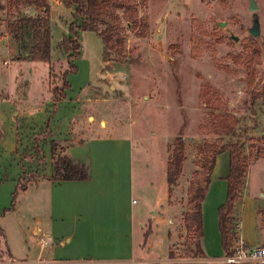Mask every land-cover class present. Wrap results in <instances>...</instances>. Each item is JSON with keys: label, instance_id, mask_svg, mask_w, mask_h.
<instances>
[{"label": "rangeland", "instance_id": "374dc122", "mask_svg": "<svg viewBox=\"0 0 264 264\" xmlns=\"http://www.w3.org/2000/svg\"><path fill=\"white\" fill-rule=\"evenodd\" d=\"M9 1L16 5L15 0H0L3 5L0 37H5L7 20L18 14L43 15L41 9L28 7L23 0H18L20 5L16 8L8 9ZM49 1L50 63L20 62L14 59V53L12 56L8 53V48H14L18 56L24 52H18L15 40L11 37L0 40V100H7L4 94L8 93L12 98L21 99L22 105L26 102L34 124L40 128L47 119L44 120V99L51 101L48 85L50 87L53 79L67 67L68 54L59 44L68 33L72 36L71 24L76 29L83 21L82 17L75 16V6L67 8L59 0ZM119 1L123 7L105 16L100 30L106 26L116 28L108 53L121 60L103 58V44L97 33L75 30L80 58L73 62L79 72L69 78L72 91L68 94L67 110L64 103L58 105L60 111L54 120L62 129L57 122L71 115L67 120L69 129L63 134L69 133L72 138L106 135L111 131L132 138L135 249L137 254L144 255L143 262L138 264H225L221 242L215 239L219 231L213 229L209 213L206 214V244L210 261L186 257L183 215L188 210L189 184L202 164L198 146L219 136L227 140L232 132L239 134L245 128L254 140L244 145L249 168L234 211V236L241 233V220L246 212L251 218L245 219L243 225L246 243L264 245L261 244L264 194L258 195L257 190L251 195L252 200L247 198V183L264 189V157L255 159L250 154L252 143L264 149V141L260 140L264 136V101H257L251 107V89L246 84L242 59L247 41L259 47L260 56L254 71V88L259 89L264 84V0H255L260 23L257 38L249 34L253 14L248 0ZM232 37H237L238 41ZM7 116L12 118V112ZM28 128L36 131L30 124L20 129L27 131ZM42 129L26 143L24 133L18 134L11 162L1 170L2 182L5 179L16 181V177H26L29 173H36L39 178L42 177L39 173L49 172L50 164L44 162L45 158L41 160L40 147H45L41 139L45 128ZM179 133L185 141L186 159L178 184L172 190L167 189V197L162 202V166ZM225 171L226 158L218 163L214 180H219ZM11 183H0L4 184L0 186V212L6 207L13 210L0 218L3 232V236L0 234V264H43L47 255H39V239L33 231L41 227L40 220H48V188L43 184L28 186L26 192L19 188L13 197ZM147 211L150 214L139 229L137 222ZM137 259L141 258L137 255Z\"/></svg>", "mask_w": 264, "mask_h": 264}, {"label": "crops", "instance_id": "0c3cea01", "mask_svg": "<svg viewBox=\"0 0 264 264\" xmlns=\"http://www.w3.org/2000/svg\"><path fill=\"white\" fill-rule=\"evenodd\" d=\"M4 27L6 29V24ZM69 35L70 33H68ZM4 38L8 40L7 30H5V37H0V40ZM8 53L10 56L14 53L16 56L14 59H17L18 55L14 48H8ZM66 66L64 70L68 68L67 63ZM71 91L72 84L71 89L67 91L66 99L58 103V105L64 103L66 110L69 99L68 94ZM48 93L51 101L44 99V101L46 100L44 120L49 118L53 108L51 86L49 87V85ZM4 95H7L8 98L7 100H0V122L3 131V138L0 141V174L1 170H4L5 166L11 162L10 158L15 151L19 137L18 134L24 133L26 143L38 130L45 128L44 124L46 122H44V126L41 128L36 126L32 120V116H30L31 111L27 108L26 102L22 105L21 99L12 98L8 93ZM44 101L42 100L41 104L44 105ZM59 111L60 107H57L56 113L51 118L49 128L51 135L45 136L44 132H42L44 137H41V139H44L45 146L40 147L43 150L41 154L45 158L44 162L50 164V170L47 174L39 173L42 177L37 178L36 184L29 185V188L30 186L38 187L42 184L46 185L50 199L48 223L40 220L39 225L41 227L37 228L38 231H33L34 235L39 239V255L42 256L44 253L47 255V260H44L45 263L43 264H138L143 262V253L137 254L135 249L136 223L132 199V138L127 135L115 134V131H111V134L107 133L106 135L72 138L69 136V133L63 134L64 130L66 132L69 129L70 121L67 120L71 115H69V118H67L68 116L66 118L63 116L61 121L57 122L60 123L59 127L62 128L59 129L54 120ZM10 112H12V118H8L7 116ZM28 124L34 125L36 131L31 132L29 128L27 131L23 130L24 128L20 129L22 126L24 127V125L27 126ZM51 141H54L57 145L54 153H51ZM60 157L70 163L71 180L69 181H54L49 179L52 176L51 165ZM225 158L227 172L225 171L216 182L214 180L216 168L218 167V163ZM228 163V152L217 156L211 176V183L202 205L203 247L206 256H208L206 214L208 215L209 213V220H211L212 227L216 232V229L218 230L217 211L226 198L227 185L224 179L228 175ZM166 165L167 159L166 164L162 166V184H164L162 202L167 197L168 189L165 177ZM18 179L19 176L16 177V181L5 179L2 182L0 179V183L7 184L11 181V185L14 186L13 196L19 189L17 187ZM247 185V198L249 200H252L251 195L255 194L257 190L258 195L264 194L262 187L254 188L252 183H247ZM27 189H25V192L29 190ZM5 209H7L6 212H4ZM12 211L11 208H2L0 218ZM149 214L150 212L147 211L142 220L137 222L139 229L145 224V220ZM245 219H251L246 215V212L242 216L241 233L239 234L244 241L243 225ZM216 238L220 241L219 232L216 233ZM41 240L44 241L45 245H40ZM261 244H264V236ZM137 255L141 259H137ZM207 259L209 258L207 257Z\"/></svg>", "mask_w": 264, "mask_h": 264}, {"label": "trees", "instance_id": "16d2710c", "mask_svg": "<svg viewBox=\"0 0 264 264\" xmlns=\"http://www.w3.org/2000/svg\"><path fill=\"white\" fill-rule=\"evenodd\" d=\"M65 7L71 8L75 6V16L83 18L81 25L76 29L70 25V32L72 36H64L59 44V48L67 55L68 68L61 73L59 77H55L51 85V96L53 100V108L50 112L49 118L45 122L44 135L50 136L51 131L49 125L52 116L57 111V105L62 100L66 99L67 91L71 89V83L68 80L69 75L76 74L77 66L73 61L80 58V44L78 35L75 30L95 32L101 38L103 44V58L105 60H114L119 62L121 59L112 58L108 53L111 47L113 35L116 33V28L106 26L105 29L100 30V25L104 23V17L111 15L118 9L123 7L119 0H59ZM27 2L28 7L41 9L43 15L30 16L24 13L18 14L16 17L7 20L6 29L8 37L15 40V45L18 46V52L24 51L16 60L36 61V62H51V27H50V1L49 0H23ZM8 3V9L12 6L14 8L20 5L18 0ZM3 5L0 4V10ZM245 54L242 55L243 64L245 66V79L247 87L249 88V101L251 107H254L257 101H264V84L259 88H254L255 82V66L256 60L260 56V49L251 41H247L245 45ZM52 76V73H51ZM244 133V135H243ZM3 138V131L0 122V141ZM253 141L252 137L247 135L245 128L241 133L232 132V136L225 140L222 136L212 141H204L198 146L199 154L202 157V164L200 169L195 172L194 178L188 187L187 192V206L188 210L183 215V221L186 231L185 236V251L188 258H207L203 247V217L202 205L205 195L211 183V176L215 167L216 158L224 152H228L229 156V170L228 175L224 179L226 181V198L224 203L218 208V231L220 234L221 247L224 252V257L233 255L232 242L234 237V211L236 205L241 199V191L245 185L249 164L248 156L244 152V145L246 141ZM264 141V136L260 138ZM56 143L51 141V153L56 150ZM250 154L256 159L264 157V149L255 146L254 143L250 145ZM30 160L33 158L30 157ZM44 159L41 154V160ZM186 159V145L181 133L174 137L170 145V153L166 165V183L169 190L175 187L181 177L184 162ZM37 175L29 173L26 177L19 176L17 187L25 190L29 184L33 185L37 182ZM54 181H69L71 180L70 163L64 158L60 157L53 164L52 176L49 178ZM15 194V193H14ZM13 194V197H14ZM7 209L4 210L6 212ZM264 224V223H263ZM0 234L3 236L2 229ZM264 247V246H263ZM7 256L11 258V254L6 252ZM208 264V263H203Z\"/></svg>", "mask_w": 264, "mask_h": 264}, {"label": "built area", "instance_id": "2783aa9c", "mask_svg": "<svg viewBox=\"0 0 264 264\" xmlns=\"http://www.w3.org/2000/svg\"><path fill=\"white\" fill-rule=\"evenodd\" d=\"M40 245H45L43 240ZM232 251V256L223 258L225 264H264V247L249 245L237 234L233 237Z\"/></svg>", "mask_w": 264, "mask_h": 264}, {"label": "water", "instance_id": "95a60500", "mask_svg": "<svg viewBox=\"0 0 264 264\" xmlns=\"http://www.w3.org/2000/svg\"><path fill=\"white\" fill-rule=\"evenodd\" d=\"M248 1H249V11L253 14L252 25H251V28L249 29V34L253 38H257L259 36V31H260L259 17L257 15L258 6H257L255 0H248ZM219 26L222 27L221 25H219ZM232 39L235 42L238 41L237 37H232Z\"/></svg>", "mask_w": 264, "mask_h": 264}]
</instances>
